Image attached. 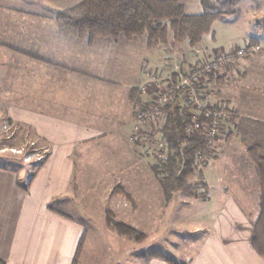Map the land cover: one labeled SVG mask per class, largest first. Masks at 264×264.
Masks as SVG:
<instances>
[{"label":"crops","instance_id":"1","mask_svg":"<svg viewBox=\"0 0 264 264\" xmlns=\"http://www.w3.org/2000/svg\"><path fill=\"white\" fill-rule=\"evenodd\" d=\"M25 1L40 10L0 8V117L14 130L12 136L45 144L48 154L24 192L19 184L30 172L26 171L28 164L0 152L4 164H0V260L8 264H72L85 232L83 223L49 211L48 206L66 199L78 168L80 176L92 173L90 165L78 166L76 160L109 162L110 155L122 149L136 159V149L127 141L142 68L168 72L175 68L168 56L157 54L158 48H147L151 53L136 64L135 79L121 88L111 86L105 80L109 71L96 64L98 55L108 48L107 40L88 45L62 38L56 28L57 12L81 0ZM209 46L226 52L234 49ZM252 47V53L219 71L205 85L212 86V102L234 114L228 125L230 122L234 130L248 128L245 142L250 139L264 150V40ZM184 58H178L179 67L185 66ZM121 75L126 78L124 71ZM244 118L255 123L243 124ZM246 149L244 166L240 158L233 159L236 167L214 172L220 178L228 174L229 183L206 200L213 215L208 216V211L203 219L211 227L203 232L199 250L181 262L264 264L251 246L259 185ZM85 154L89 157L82 158ZM148 264L168 263L150 259Z\"/></svg>","mask_w":264,"mask_h":264},{"label":"rangeland","instance_id":"2","mask_svg":"<svg viewBox=\"0 0 264 264\" xmlns=\"http://www.w3.org/2000/svg\"><path fill=\"white\" fill-rule=\"evenodd\" d=\"M179 1L185 5L188 13H200L202 11L201 0ZM210 2L214 3L216 0H210ZM216 4L215 10L226 11L230 9L227 3L223 1H217ZM0 8L32 11L40 10L41 7L31 1L0 0ZM232 10H235L236 13L223 16L222 19L216 21L212 26V33L204 37L195 48L187 49L185 46H173L172 44L158 48L157 54L162 58L168 56L170 61H173L171 64L174 65L175 69L171 72L165 68L160 71H151L160 77L174 78L178 74L188 73L200 61V56L196 54L198 49L202 50L206 56L234 52L237 48L245 50L241 58L252 53L254 48L246 50L244 42L249 39L264 40V0H239L232 7ZM103 42L105 41L103 40ZM106 42L108 48L101 53V57L100 54L98 55L96 64L109 71L105 74V80L111 86L121 88L131 78L135 79L136 64L138 65L140 63L138 61L148 57L150 50L147 51L144 37L132 39L120 37L116 41L107 40ZM212 44L223 46L225 49L229 47H234V49L227 52L221 51L219 48H210L209 45ZM183 55L185 58L187 57V59H183L185 66L179 67L178 58ZM160 57L158 64L162 63ZM162 65H165V62ZM146 70L149 69L142 68V75ZM122 71L126 73V78L121 75ZM114 72L116 75H112ZM209 78L204 80L201 88L203 92L209 94V100L205 103L206 106H218L230 114L224 118L220 135L215 139L212 148L208 149L211 155L204 154L207 156V161L200 170L203 182L207 187L204 196L192 199L182 194H175L170 201L166 202L159 182L153 174L152 168L158 162L153 158L151 148L149 149L147 144H136L129 138L127 142L136 149L135 160L128 153H124L122 148L117 153L110 155L112 160L109 162L98 160L81 162L80 159L76 160L78 166L82 163L90 165L93 168L92 173L80 176V169L78 168L66 199L62 202L54 200L52 206L57 211L83 223L85 237L78 264H148L152 255H161L175 262H181L199 250L203 232L207 231L208 226L211 227L203 218L208 215V211V216L213 215V210H208L206 200L212 198V192L215 193L218 187L229 183L228 174L224 178H220L214 172L223 168L228 170L231 165L236 167V163L233 162L239 158L240 164L244 166L245 147L252 145L250 139L247 142L244 140L245 138L248 139L247 134L249 132H246L248 128L243 130L244 127H240L234 130L230 126V122L228 125V121L234 114L221 104L212 102V86L210 85L211 88H209L205 85ZM139 86L133 101L132 122L136 108L142 107L143 99L138 92ZM0 120H3V117H0ZM164 121L153 123L151 125L152 133L160 136L157 129L162 126ZM3 122L5 121L0 122V126ZM242 122L243 124L255 123L246 118L242 119ZM5 123L7 124V122ZM13 131L11 127H8V137L6 138V134L0 128V152L3 154L18 157L23 163H25L24 154L33 153L35 155V159L31 162L37 161V155L46 156L48 154L45 144H40L41 142L36 140L12 136L13 133L11 132ZM10 149L22 150L23 152L19 154L11 152ZM88 157L85 154L82 158ZM0 164L4 165L2 161ZM102 165L103 167H101ZM26 166H28L26 171L33 170L30 165ZM104 168L108 170L105 171ZM195 170L198 169L195 167ZM197 182L194 181V183ZM21 183L20 186H24ZM120 188L123 192L120 191ZM105 210L111 212L113 222L123 223L135 232L143 234V237H137L136 233H118L108 227L105 222ZM197 230L201 231L198 232Z\"/></svg>","mask_w":264,"mask_h":264},{"label":"trees","instance_id":"3","mask_svg":"<svg viewBox=\"0 0 264 264\" xmlns=\"http://www.w3.org/2000/svg\"><path fill=\"white\" fill-rule=\"evenodd\" d=\"M217 1L227 3L230 9L215 10ZM238 1L216 0L212 3L210 0H201L202 11L188 13L179 0H81L57 12L55 24L62 38L85 41L88 45L96 40L116 41L120 37H144L146 47L151 50L170 44L192 49L212 33V26L216 21L236 13L232 7ZM254 43L257 40L251 39L245 49L253 48ZM165 113V121L157 131L167 143L170 153L165 162L157 163L152 168L163 198L168 202L175 194L192 199L203 197L207 187L201 171L195 170V164L196 159L203 154L211 155L203 138L204 124L209 120L200 117L197 121L200 127L194 128L189 107L182 103L177 93L172 95L171 105L165 109ZM246 154L255 167L259 185L258 215L252 223L251 246L264 259V150L261 145L252 144L247 146ZM45 161L46 157L41 161L28 163L33 170L27 174L22 183L24 186L19 184L21 190L27 192ZM120 191L123 192L122 189ZM48 210L69 218L53 209L52 204L48 206ZM105 222L118 233H136L137 237H143V234L123 223L113 222L108 210H105ZM84 237L85 232L78 243L72 264H78ZM151 259H160L168 264H185L161 255H152ZM0 264L8 263L0 260Z\"/></svg>","mask_w":264,"mask_h":264},{"label":"built area","instance_id":"4","mask_svg":"<svg viewBox=\"0 0 264 264\" xmlns=\"http://www.w3.org/2000/svg\"><path fill=\"white\" fill-rule=\"evenodd\" d=\"M245 53L243 48H237L234 52L220 53L215 56H206L202 50H196L200 61L188 73L178 74L174 77H160L157 73L146 70L143 72V81L139 86L142 107L136 108L134 120L131 125L129 139L136 144H147L151 148L153 158L158 162H165L169 157V147L161 135L152 133L151 125L155 122H163L166 118L165 109L171 105L172 95L177 93L182 103L189 107V114L194 123V128H199L200 117L207 118L209 122L204 124L203 138L207 142V149H211L216 138L223 129V120L230 113L218 106H206L209 94L201 90L205 79L217 74L222 68L231 65L235 59L241 58ZM198 56V57H199ZM1 131L7 135L8 125L3 122ZM11 152L22 154V150L10 149ZM35 155L28 153L23 155L25 163L31 162ZM37 161L45 158L36 156ZM204 154L196 159L195 167L201 170L206 163Z\"/></svg>","mask_w":264,"mask_h":264}]
</instances>
